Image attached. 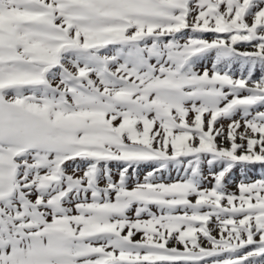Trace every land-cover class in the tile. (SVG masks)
<instances>
[{
	"label": "snow or ice",
	"instance_id": "obj_1",
	"mask_svg": "<svg viewBox=\"0 0 264 264\" xmlns=\"http://www.w3.org/2000/svg\"><path fill=\"white\" fill-rule=\"evenodd\" d=\"M256 166L264 0H0V264H264Z\"/></svg>",
	"mask_w": 264,
	"mask_h": 264
},
{
	"label": "rangeland",
	"instance_id": "obj_2",
	"mask_svg": "<svg viewBox=\"0 0 264 264\" xmlns=\"http://www.w3.org/2000/svg\"><path fill=\"white\" fill-rule=\"evenodd\" d=\"M225 124H227V121H225ZM206 171V170H205ZM264 171L262 170L259 166L254 167L251 172H249V176L253 179H258L260 177L261 172ZM173 178H175V172H173ZM143 178V170L141 172V179ZM241 179V174L239 170H235V180L238 182ZM210 186V185H206ZM229 190L234 191L235 190V185L234 184H229ZM195 198H193L194 200ZM138 238V237H137Z\"/></svg>",
	"mask_w": 264,
	"mask_h": 264
}]
</instances>
